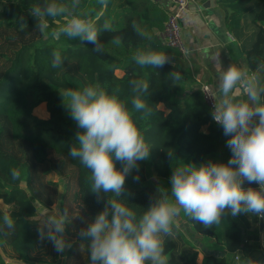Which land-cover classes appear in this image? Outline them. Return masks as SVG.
I'll use <instances>...</instances> for the list:
<instances>
[{
  "label": "trees",
  "instance_id": "trees-1",
  "mask_svg": "<svg viewBox=\"0 0 264 264\" xmlns=\"http://www.w3.org/2000/svg\"><path fill=\"white\" fill-rule=\"evenodd\" d=\"M48 3L67 6L71 0H0V201L13 207L8 215L15 221V228L9 229L0 213V264L8 260L10 264H56L62 255L50 241L39 239L35 203L43 208L59 203L60 211L67 208L69 213L71 202L77 204L79 212L65 229L70 244L65 251L66 264H90L89 241L78 232L112 196L102 194L98 202L91 183L86 182L90 181V171L68 154L70 146L78 143L76 132L82 130L65 106L69 102L66 90L91 85L116 94L151 147L149 158L138 161L139 170L126 175L125 192L117 197L126 200L138 216L149 207L150 197L167 196L174 201L170 177L181 162L197 166L209 160L218 163V146L229 139L212 120L199 87L189 92L185 89L190 78L187 63L158 40L167 20L164 0H107V7L101 0H80L77 14L83 19L98 29L105 22L111 25L108 31L100 32L101 52H94V45L87 41L58 45L61 39H52L54 21L67 15L48 17L49 27L43 32L37 30L30 11L34 5ZM216 5L224 13L226 31L243 55L245 68L258 72L264 86V0H216ZM134 23L147 37L138 34ZM117 36L122 38L120 44L113 42ZM148 49L166 54L168 62L160 68L137 65L134 55ZM56 52L64 59L60 69L51 67ZM118 69L123 71L120 77L115 75ZM170 73H178L180 79ZM131 80L149 85L144 99L152 115L147 119H141L143 113L132 108ZM117 87L119 91L114 92ZM42 104L46 118L33 113ZM114 163L122 170L119 161ZM13 168L21 173L18 180L11 178ZM51 172L57 181L47 179ZM136 175L138 181L133 179ZM148 177L157 183H146ZM71 190L72 201L68 203ZM241 215L233 217L226 210L220 224L204 228L181 209L179 218L186 228L180 232L173 225L172 231L184 244L201 252L199 264H231V256L237 251L247 254L260 249L257 228L247 232ZM252 215L256 225L258 217ZM161 238L167 264H197L196 253L183 260L172 233Z\"/></svg>",
  "mask_w": 264,
  "mask_h": 264
},
{
  "label": "clouds",
  "instance_id": "clouds-1",
  "mask_svg": "<svg viewBox=\"0 0 264 264\" xmlns=\"http://www.w3.org/2000/svg\"><path fill=\"white\" fill-rule=\"evenodd\" d=\"M107 7V0H101ZM80 0H71L70 5L48 3L34 5L30 15L37 21L36 29L43 32L49 27L48 17L67 15V23L53 32L56 39L63 33L71 40L79 39L94 45V52L102 51L100 32L108 31L111 25L105 22L98 29L91 21L77 14ZM24 23V18L21 17ZM133 28L142 37L147 34L134 23ZM120 44L122 38H114ZM142 67H163L168 62L166 54L151 49L137 51L133 57ZM64 59L59 52L53 53L51 67L60 69ZM218 73L214 104L210 113L212 120L222 127L229 139L226 146L232 155L227 164L209 160L199 166L180 163L170 177L171 196L157 195L146 211L137 215L126 200L117 199L125 192V178L134 169L139 170L138 161L150 156L151 147L136 127L126 105L116 94H109L98 86H85L82 90H66L69 102L65 105L77 131L74 143L69 148V156L78 160L90 171L91 192L97 196L111 193L94 219L81 228L79 237L89 241L90 264H167L164 241L161 234L170 235L173 225L179 226V213H184L204 228L220 224L222 215L228 210L233 217L241 213H255L264 216V86L258 72L227 67L219 59L213 60ZM180 79L178 73H170ZM133 93L131 104L136 112L143 113L141 119L152 115V109L144 97L149 94V85L144 81H129ZM237 88L246 94V100L234 101L232 93ZM119 88L114 90L118 92ZM171 158V154H169ZM114 161L123 168L117 170ZM13 180L20 178V171L10 169ZM138 181L139 176L133 177ZM248 182L259 185V190L244 189ZM4 224L15 228L10 215H4ZM38 228L39 239L48 240L57 253H63L70 244L65 239L66 225L70 223L67 208L60 211L59 203L52 209L44 208ZM248 264L257 262L248 259Z\"/></svg>",
  "mask_w": 264,
  "mask_h": 264
},
{
  "label": "crops",
  "instance_id": "crops-1",
  "mask_svg": "<svg viewBox=\"0 0 264 264\" xmlns=\"http://www.w3.org/2000/svg\"><path fill=\"white\" fill-rule=\"evenodd\" d=\"M203 3V0H193V2L189 4L188 9L183 13L182 20L179 22L181 40L186 50V53L180 57L187 63L190 71V78L186 82L185 89L189 92L201 85H207L215 96L214 90L218 82V73L213 67V60L216 55L219 54V59L223 62L225 67L233 64L239 68H245V63L243 55L235 47L232 36L226 31L224 13L222 9L216 5V0H213V6L209 8H203ZM168 5V0H164V7L166 9L169 8ZM115 75L120 77L123 75V71L118 69L115 71ZM232 96L234 101L247 99L246 94L239 88L234 90ZM161 109L164 110L165 113L167 112L163 104ZM231 155L232 153L226 146V142L220 143L216 153L217 162L221 163V160L230 159ZM245 216L249 219L248 222L245 220L243 221L247 232H252L256 228L258 230V222L256 225L252 222L254 216L252 214L250 216L242 213V220ZM178 221L179 226L174 224V228L183 232V229L186 228L185 222L180 220L179 217ZM184 234H186V232ZM187 247L190 246L187 245ZM190 248L192 249V247ZM194 249L196 250L194 251L195 253L199 252L198 254L202 256L198 249L193 248V250ZM259 251L260 250H257L256 252L254 251L247 254L237 251L233 256L236 258L239 256L244 259H232L231 264L237 263L233 260L248 264V259L257 262V264H263L264 259L259 258L263 253Z\"/></svg>",
  "mask_w": 264,
  "mask_h": 264
},
{
  "label": "rangeland",
  "instance_id": "rangeland-1",
  "mask_svg": "<svg viewBox=\"0 0 264 264\" xmlns=\"http://www.w3.org/2000/svg\"><path fill=\"white\" fill-rule=\"evenodd\" d=\"M78 15L82 16L81 13L78 14ZM69 18H70V17L68 16V17H63V18H61V19H58V20L54 21V25H55V27L52 28L53 32L58 31L60 27L64 26V25L67 23V21H68ZM53 32H52V34H51V37H52V39H56V38L53 36ZM45 35L47 36V34H45ZM59 39H61V40H60V42H59L58 45H61V44H64V43H66V44H77V43H79V39L71 40V39L67 38L63 33L60 35V38H59ZM159 107L162 108V104H160ZM33 113H34L36 116L40 117V118H46V117H47V113H46V110H45V106H44V104H42L41 107H37V108H35V109L33 110ZM228 160H229V159L221 160V163H223V164H227ZM47 179H48V180H51V181H57V177H56L55 173H53V172H51V173L47 176ZM146 183H148V184H149V183L156 184V183H157V180L152 179V178L150 179V177H148ZM130 185H135V184H134V183H130ZM72 192H73L72 190H71L70 192H68V195H67V199H69V202H68V203H70V202L72 201V199L70 198V197L72 196ZM107 195H108L109 197H111L113 194L108 193ZM69 196H70V197H69ZM35 204H36V206L38 207V210H39V212H38V214H37V218H36L35 220H37L38 223L40 224L39 218H40L41 214L43 213L44 208H43L42 206H40L39 204H37V203H35ZM70 205H71V210L69 211V220L72 221V220L74 219V217L78 214L79 209H78V206H77L76 203L71 202ZM52 206H53V205H52ZM52 206L47 207V208H48L49 210H51V209H52ZM12 210H13V207H12V206H7V205L3 204L2 201H0V213H1L3 216H4V215H8V213H9L10 211H12ZM247 214L251 216V213H247ZM244 220H245L246 222L249 221V219H248L246 216H245V218L243 217V221H244ZM163 235H164V234H161V237H162ZM172 236H173L175 239L177 238V241H178L179 246H180L179 250H180V251L182 252V254L184 255L183 260H186L188 255H190V254H192V253H195L194 251H196V250H195V249L193 250V247H192V249H191L190 247H187V245L184 244V242H182L181 240L178 239V236H179V235H178L175 231H172ZM66 238L68 239V234H67V232L65 231V239H66ZM66 241H67V240H66ZM257 245H258V244H257ZM67 248H68V247H66L65 251L67 250ZM259 250L261 251V252L259 251L260 253H263V252H264L262 248H260ZM65 251H64L63 253H60V255H62V256H60V257L58 258V261L56 262V264H66V259H67V258L65 257ZM198 253H199V252H196V258L194 259V262L197 263V264H199V263L201 262V260H202V256L199 255ZM260 253H259V254H260ZM248 258H249V257H248ZM259 258H260V259H264V255L260 256ZM231 259H244V258H240L239 256H238V258H236V257H234V256H231ZM233 261H234V262H237L236 264H245V263H243L242 261H237V260H233ZM10 263H11V262H10L9 260L6 261V264H10Z\"/></svg>",
  "mask_w": 264,
  "mask_h": 264
},
{
  "label": "built area",
  "instance_id": "built-area-1",
  "mask_svg": "<svg viewBox=\"0 0 264 264\" xmlns=\"http://www.w3.org/2000/svg\"><path fill=\"white\" fill-rule=\"evenodd\" d=\"M193 0H168L167 20L163 30L158 33V40L162 46L176 50L180 56L186 53L185 47L181 40L180 25L183 13L188 9ZM199 90L207 107L212 111L214 94L207 85H201ZM259 242V241H258ZM251 241V244H254Z\"/></svg>",
  "mask_w": 264,
  "mask_h": 264
},
{
  "label": "water",
  "instance_id": "water-1",
  "mask_svg": "<svg viewBox=\"0 0 264 264\" xmlns=\"http://www.w3.org/2000/svg\"><path fill=\"white\" fill-rule=\"evenodd\" d=\"M203 8H209L213 6V0H203ZM242 187L246 190L248 188H252L255 190H259V185L256 183L249 184L248 182H245ZM256 215L255 213H251ZM257 216V215H256ZM258 232H259V243L260 248L264 249V216H258Z\"/></svg>",
  "mask_w": 264,
  "mask_h": 264
}]
</instances>
